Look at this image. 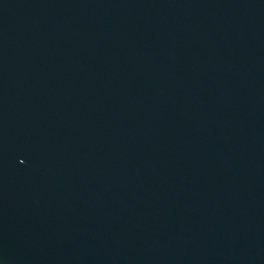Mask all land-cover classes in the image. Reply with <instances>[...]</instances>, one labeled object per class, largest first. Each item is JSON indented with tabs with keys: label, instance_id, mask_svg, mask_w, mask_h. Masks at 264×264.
<instances>
[{
	"label": "water",
	"instance_id": "95a60500",
	"mask_svg": "<svg viewBox=\"0 0 264 264\" xmlns=\"http://www.w3.org/2000/svg\"><path fill=\"white\" fill-rule=\"evenodd\" d=\"M0 264H264V0H0Z\"/></svg>",
	"mask_w": 264,
	"mask_h": 264
}]
</instances>
